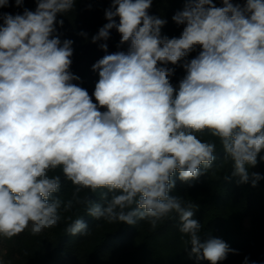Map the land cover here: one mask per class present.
Returning a JSON list of instances; mask_svg holds the SVG:
<instances>
[{"label":"clouds","instance_id":"obj_1","mask_svg":"<svg viewBox=\"0 0 264 264\" xmlns=\"http://www.w3.org/2000/svg\"><path fill=\"white\" fill-rule=\"evenodd\" d=\"M152 2L112 0L109 22L92 42L107 41L115 28L118 47H127L93 64L99 79L91 96L73 83L80 79L70 71L73 41L55 35L63 25L57 14L76 0H36L35 11L0 13V237L59 224L61 209L73 206L55 195L62 174L76 193L103 190V203L83 201L97 220L155 229L175 214L190 258L219 264L235 253L220 238L202 241L198 206L170 192L177 173L187 182L213 168L217 141L239 183L264 178L248 170L264 150V0L220 7L186 0L172 17L183 31L172 38L161 33L166 20L149 14ZM8 5L0 0V8ZM100 47L107 52V43ZM170 64L185 71L176 85ZM66 231L89 230L78 218Z\"/></svg>","mask_w":264,"mask_h":264},{"label":"trees","instance_id":"obj_2","mask_svg":"<svg viewBox=\"0 0 264 264\" xmlns=\"http://www.w3.org/2000/svg\"><path fill=\"white\" fill-rule=\"evenodd\" d=\"M213 2L217 7L222 6V0ZM233 2L243 4L244 0ZM185 5L186 0H153L149 14L166 20L162 35L169 38L180 36L184 25H177L172 17ZM36 6V0H23L21 6H16L15 0H9V5L0 8V13L23 14L25 9L35 11ZM111 6L112 0H76L71 11L57 14V21L63 20V25L56 24L55 35L61 42L66 39L73 41L70 71L80 78L73 83L86 89L90 96L99 79L98 72L92 70L93 64L106 54L127 47H118L121 37L115 28L110 30L107 41L92 42V37L109 22L105 11ZM114 19L118 24L119 17ZM103 43L108 45L107 52L100 47ZM199 50L192 52L188 59L194 58ZM168 66L175 69L171 82L176 85L185 71L179 65ZM203 138L211 137L205 133ZM214 155L213 168L197 179L182 182L177 173L173 177L175 188L170 195L181 197L185 205L198 206L194 218L202 225V241L220 238L235 250L219 264H244L245 257L250 258L255 250L264 251V178L255 186L251 179L247 183H239V177L232 175L231 161H224L225 153L219 141ZM261 157H264V150L257 156L258 173L264 177V160ZM251 168L248 169L250 174ZM56 174H60L59 169ZM101 191L92 193L85 189L76 193L71 182L61 174V188L55 195L64 202L72 201L71 210L64 212L61 209L62 219L56 227L45 229L40 235L28 232L19 237L14 256L6 264H209L207 260L190 258L189 237L179 231L175 214L159 222L155 229L147 221H139L135 225L110 224L88 215L90 204L83 202L85 197L103 203ZM78 218L87 225V235H72L66 231L68 225ZM248 218L252 219V241L244 239L240 233V225ZM256 262L264 264V257H258Z\"/></svg>","mask_w":264,"mask_h":264},{"label":"rangeland","instance_id":"obj_3","mask_svg":"<svg viewBox=\"0 0 264 264\" xmlns=\"http://www.w3.org/2000/svg\"><path fill=\"white\" fill-rule=\"evenodd\" d=\"M258 170L259 166L256 165L251 168V173H258ZM28 232H30V229H26L24 232L12 238L0 237V262H2V264H6V262L9 261L8 259L14 256V251L17 247V239ZM240 233L244 239L252 241V219L248 218L243 221L240 225ZM261 256L264 257V251L255 250L250 255L249 264H251L252 261L256 262L257 258ZM259 264H261V262Z\"/></svg>","mask_w":264,"mask_h":264}]
</instances>
